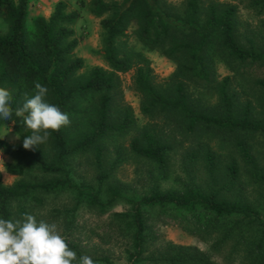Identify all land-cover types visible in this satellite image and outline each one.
<instances>
[{"label":"trees","instance_id":"trees-1","mask_svg":"<svg viewBox=\"0 0 264 264\" xmlns=\"http://www.w3.org/2000/svg\"><path fill=\"white\" fill-rule=\"evenodd\" d=\"M30 1L0 0V18L8 25L7 33L0 31V87L9 91L15 110L34 94L35 83H41L49 90L47 101L67 113L70 123L51 132L46 143L31 149L0 140V152L13 160L4 165L5 171L24 176L7 185L0 172V217L22 220L25 214L42 207L50 195L77 192L80 201L82 189L76 177L83 154L96 149L100 158L105 137L124 133L135 124L130 110L119 104L120 74L135 71L136 89L145 100L147 113L176 115L192 134L213 130L264 134V121L253 120L250 106L239 117L235 115L232 77H225L218 90L221 115H208L200 103L190 102L181 83L175 85L173 95L159 89L151 61L131 42L135 39L144 50L160 52L174 61L176 76L208 85L217 63L229 67L264 63V51L252 42L248 48L239 44L235 6L215 0H91V12L101 19L103 56L110 70L95 66L83 73L85 63L76 54L79 40L74 30L80 13L69 11L67 0H60L49 18L36 17L29 24ZM258 3L264 8V0ZM260 84L264 87V81ZM120 112V119H116ZM83 119L88 129L85 132ZM0 124H14L23 142L24 136L31 134L22 118L14 116L12 121ZM130 148L134 155L168 172L167 156L174 147L156 133L144 131L133 139ZM236 152L241 162L232 160L227 165L228 183L224 185H218L217 155L208 151L205 166L213 182L208 190L190 184L180 193L162 192L155 185L140 199L111 190L110 201L102 202L97 195L92 204L99 210L116 202L131 207L133 213L117 217L131 232L132 264H140L154 244V237L146 230L148 215L156 209L179 217L214 254H228V264H264V216L250 203L225 196L233 192L241 164L251 180L264 187V148L260 159L246 143H237ZM68 246L76 251L70 243ZM160 254L164 258L152 253L150 263L217 264L210 254L192 246L168 244Z\"/></svg>","mask_w":264,"mask_h":264},{"label":"rangeland","instance_id":"rangeland-1","mask_svg":"<svg viewBox=\"0 0 264 264\" xmlns=\"http://www.w3.org/2000/svg\"><path fill=\"white\" fill-rule=\"evenodd\" d=\"M59 1L31 0L29 24L36 17L49 18ZM170 1L180 3L184 0ZM215 1L236 7V35L239 44L248 48L252 42L259 51H264V8L258 3L260 0ZM66 2L69 11L80 13L74 30L79 40L76 54L85 63L83 73L95 66L110 70L103 56L101 19L91 12V0ZM0 31L2 33L8 31V25L1 18ZM131 42L151 61L154 83L168 95H173L175 85L181 83L190 102L200 103L203 113L220 116L222 109L219 106L218 90L225 77H232L230 92L235 97V115L239 117L244 108L250 106L253 120L264 121V87L260 84L264 81V63L232 67L217 63L214 67L213 81L208 85H199L186 76H176V63L160 52L144 50L135 39H131ZM118 98L121 107L130 110L135 124L124 133L105 137L100 145V158L96 149L83 154L76 177L82 189L80 201L77 192L50 195L45 199L44 205L33 209L31 214L37 219L56 223L66 241L76 248L77 256H89L95 264H132L130 253H133L131 232L128 233L126 224L117 217V214L133 213L131 207L124 202H116L99 210L92 204L97 195L100 201L107 202L112 199L109 192L111 190H118L123 196L131 199L148 196L155 185H158L162 192L180 193L190 184L208 190L213 186L205 166V155L208 151H213L217 155L219 165L217 178L218 185L221 186L228 183L227 165L232 160L241 162L236 152L237 143L248 144L258 159L261 158L264 148L262 133L250 135L245 132L235 134L213 130L206 134H192L176 115L147 113L145 100L136 89L134 70L120 74ZM82 108L84 114L86 102ZM121 114L122 112L116 114V119H120ZM75 122L78 120L75 119ZM85 131L88 129L83 119V132ZM144 131L156 133L160 139L174 147L167 156L166 174L156 163L138 157L131 151L133 139ZM0 140L23 147V141L14 124H0ZM10 159L0 155V172L7 185L24 178L10 175L5 171L4 165L13 161ZM225 196L228 199L240 198L250 203L264 216V187L251 180L242 164L241 175L233 192ZM146 233L152 235L155 240L150 250L142 257L140 264H151L149 259L152 253L159 259L164 258L160 251L168 244L196 247L210 254L211 261L228 264V254L225 252L214 254L207 242L194 236L179 217L166 215L159 209L148 215Z\"/></svg>","mask_w":264,"mask_h":264},{"label":"clouds","instance_id":"clouds-1","mask_svg":"<svg viewBox=\"0 0 264 264\" xmlns=\"http://www.w3.org/2000/svg\"><path fill=\"white\" fill-rule=\"evenodd\" d=\"M48 88L35 83L34 94L21 107L12 108L8 90L0 87V122L22 118L30 135L23 147L44 144L50 133L70 123L67 113L47 101ZM0 264H95L89 256H77L68 246L56 223L25 214L22 220L0 217Z\"/></svg>","mask_w":264,"mask_h":264},{"label":"crops","instance_id":"crops-1","mask_svg":"<svg viewBox=\"0 0 264 264\" xmlns=\"http://www.w3.org/2000/svg\"><path fill=\"white\" fill-rule=\"evenodd\" d=\"M0 155L4 156V158H8V159L10 158V157H8L7 155H5V154H3V153H1V152H0ZM10 160H11V159H10Z\"/></svg>","mask_w":264,"mask_h":264}]
</instances>
